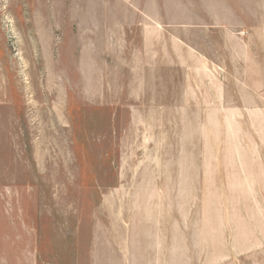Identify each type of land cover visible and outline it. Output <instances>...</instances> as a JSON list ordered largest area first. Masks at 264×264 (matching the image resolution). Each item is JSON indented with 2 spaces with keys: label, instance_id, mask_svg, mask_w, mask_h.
Segmentation results:
<instances>
[{
  "label": "rangeland",
  "instance_id": "1",
  "mask_svg": "<svg viewBox=\"0 0 264 264\" xmlns=\"http://www.w3.org/2000/svg\"><path fill=\"white\" fill-rule=\"evenodd\" d=\"M159 1L0 0V264H264V0Z\"/></svg>",
  "mask_w": 264,
  "mask_h": 264
},
{
  "label": "crops",
  "instance_id": "2",
  "mask_svg": "<svg viewBox=\"0 0 264 264\" xmlns=\"http://www.w3.org/2000/svg\"><path fill=\"white\" fill-rule=\"evenodd\" d=\"M119 5L120 3L126 4L124 6H121L123 9H128V11H132L134 9L140 11V16L142 17V20L146 23V20H152L154 17V14L150 12L151 4L153 3V0H116ZM157 2V0H156ZM181 3L179 1H174L172 5L169 4V0H160L159 1V8L161 10L164 9H178L180 7ZM131 16V15H130ZM209 17L215 16L217 17V14H208ZM146 25V24H145ZM144 25V26H145ZM146 27V26H145ZM121 32V31H120Z\"/></svg>",
  "mask_w": 264,
  "mask_h": 264
}]
</instances>
